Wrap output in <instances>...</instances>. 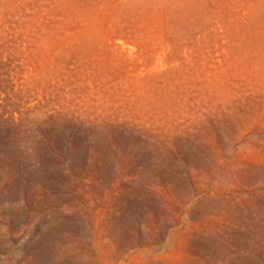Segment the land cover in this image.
I'll use <instances>...</instances> for the list:
<instances>
[{"label":"rangeland","instance_id":"obj_1","mask_svg":"<svg viewBox=\"0 0 264 264\" xmlns=\"http://www.w3.org/2000/svg\"><path fill=\"white\" fill-rule=\"evenodd\" d=\"M263 188L264 0H0V264H237Z\"/></svg>","mask_w":264,"mask_h":264},{"label":"bare ground","instance_id":"obj_2","mask_svg":"<svg viewBox=\"0 0 264 264\" xmlns=\"http://www.w3.org/2000/svg\"><path fill=\"white\" fill-rule=\"evenodd\" d=\"M248 233L244 256L239 260L235 256L230 257L231 260L234 262L236 260L237 264H264V188L261 191L260 199L258 201L252 199L250 202ZM224 249L223 246L219 248L220 262L224 256Z\"/></svg>","mask_w":264,"mask_h":264}]
</instances>
